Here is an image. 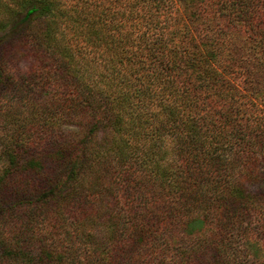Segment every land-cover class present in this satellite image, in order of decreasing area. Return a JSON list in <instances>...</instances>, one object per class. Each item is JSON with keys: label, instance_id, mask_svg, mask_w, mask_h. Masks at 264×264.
Segmentation results:
<instances>
[{"label": "trees", "instance_id": "16d2710c", "mask_svg": "<svg viewBox=\"0 0 264 264\" xmlns=\"http://www.w3.org/2000/svg\"><path fill=\"white\" fill-rule=\"evenodd\" d=\"M102 1L19 0L8 12L21 29L0 45V96L14 103L1 115L0 264H166L168 249L173 264H238L235 225L256 214L264 231V188H246L264 181V117L241 111L264 108V20H245L263 7L177 0L189 21L177 37L173 0L161 11L149 0L141 19ZM220 17L244 28L190 48L191 28ZM60 26L81 50L113 54L102 72L75 62ZM228 40L243 46L231 59ZM25 50L28 72L14 68ZM46 75L55 95L39 99Z\"/></svg>", "mask_w": 264, "mask_h": 264}, {"label": "rangeland", "instance_id": "374dc122", "mask_svg": "<svg viewBox=\"0 0 264 264\" xmlns=\"http://www.w3.org/2000/svg\"><path fill=\"white\" fill-rule=\"evenodd\" d=\"M64 1V0H63ZM110 0H107V2L105 0H103L101 2V4H103L104 6L108 5V2ZM137 0H120V3H118L117 5L122 8L120 9L121 11H125L126 10V14H129V12H134L137 14H140L139 19H141L142 17H148L149 13L151 10H155L154 8H152V3L149 0H141L140 4H136L134 7V11L129 10V8H127V3L131 4L136 2ZM170 0H154V4L156 3V6H158V11H161V8L166 7V6H170L171 5L169 3H171ZM223 1H228V2H235L236 4L239 2V0H223ZM253 1V3L258 4L257 9L259 8V5L262 6L264 8V0H251ZM19 3V0H0V25L2 22L5 23L4 28L1 29L0 27V45L6 41L7 39L13 37L15 34H17L19 32V30L21 29V27L15 26V24L17 23L18 19H16L15 21L13 20L12 22V18H13V14L11 15L9 12V10L11 11L12 9L16 8L17 4ZM173 4H174V9L173 10H168L170 11V19H171V24H170V30H172V32H174V36L177 37H182L181 34H183L185 32V30H183V27L185 26V24L188 21L187 19V15L182 11L181 7H178L179 3L177 0H173ZM252 4V3H251ZM253 7V6H251ZM152 8V9H151ZM261 9L260 11H251V14L249 15L250 18L245 19L246 23L248 21H252L253 18L252 17H256V16H260L261 18L264 20V9ZM166 11V12H168ZM166 15H164L165 17ZM158 20H162L163 16L160 14V12L157 15ZM118 20H120L122 23L124 22V20L127 22V24L129 23L128 19H127V15H125L124 17H118ZM227 18L225 17V21H223L220 17L219 21L220 22H214L213 23V27H207L206 25H203L201 23L198 24V27H195L194 29L191 28V31L189 32V34L187 35V37H184L183 39L187 40L188 45H194L197 44L198 42H200L199 40L202 39L205 35L206 37L211 34H215V31L218 33L220 32L221 34H228L230 32H235V31H239L241 32L242 29L240 28H244V27H240L238 25H234L236 29H231L230 26H227L226 23ZM12 22V23H11ZM163 22V21H162ZM169 24V23H168ZM233 26V25H232ZM61 27V32L64 33L66 37V45L67 48H72V52H73V56L76 60L79 62L82 61V63L84 64L85 67L89 66L90 69H93L95 71H103V67H105V63L108 62L111 57L113 56V54L111 53L110 55H106L105 59L101 53V51L95 50L94 48H90V50L88 52H85L86 47L83 46V50H81V43L82 40L79 39L77 40L75 43L73 41V39L71 38V36L73 37V31L69 32V30L63 26ZM168 28V29H169ZM240 29V30H239ZM121 31H123V34H125V31L121 29ZM198 31V35H196ZM193 33H195L194 36H196L194 38ZM192 34V35H191ZM199 38H198V37ZM193 37V39L191 40V38ZM223 40V39H221ZM224 41V40H223ZM229 42L227 43L228 49L230 50L229 53L226 52L227 46L226 43H224V47L223 49L225 50V56L227 57V59H231V57H234L233 54L236 53V50L240 47H243L242 45H239L240 43H236L235 41L232 40H228ZM76 43L78 44V46L76 45ZM76 45V46H75ZM78 48L79 50L83 51L80 52V54L78 53ZM23 54L21 56L18 57V59L15 61L14 64V68H18V70L23 71V72H28L32 67V65H36V61L34 60V58L32 57V54L30 52V50H25L22 52ZM14 62V60H13ZM88 68V67H87ZM248 68V67H247ZM258 68V67H257ZM229 73L231 75L228 76V82L233 85L234 87H238V88H242L244 86V82L241 76V73L239 72V70L236 69H228ZM239 72V73H238ZM46 80V90L44 92H37V97L39 99L44 98L43 96H49V95H55V89H54V82H53V78L49 75H46L45 77ZM254 79H256L259 83H264V77L262 76V74L259 72L258 76L254 77ZM1 94V91H0ZM4 96H0V129L2 128V120H1V115L5 114L4 112L11 106L14 105V103H8L7 101H5L3 99ZM257 107L260 108V113H258L257 111L253 113L254 109H256L254 107V109L251 110H246L247 109V105H245V107L241 110V111H246V115H252V116H257L259 117V115L264 117V108L263 106L260 105V103H258V105H256ZM253 113V114H252ZM248 117H245V120ZM253 119V117H252ZM244 120V118H243ZM264 188V181H262L261 183H246V188L249 189L252 193H260L258 192L260 190V188ZM254 217H252V223H248V224H236L235 225V230H234V237L232 239V245L230 247L229 253H230V260L233 259H237L239 260L238 264L241 262V264H258L256 261H264V231L261 228V224L259 218L256 216V214H253ZM206 227L203 226L202 230H203V234H205V236H209L210 235V228L207 230H205ZM187 241L189 240V238H186ZM178 242V241H177ZM191 244V243H190ZM164 261L166 264H173L174 263V255L172 253V251H170V249H168L165 252L164 255ZM243 261V262H242Z\"/></svg>", "mask_w": 264, "mask_h": 264}]
</instances>
